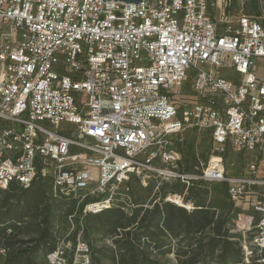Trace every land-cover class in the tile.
I'll list each match as a JSON object with an SVG mask.
<instances>
[{
    "label": "built area",
    "instance_id": "2783aa9c",
    "mask_svg": "<svg viewBox=\"0 0 264 264\" xmlns=\"http://www.w3.org/2000/svg\"><path fill=\"white\" fill-rule=\"evenodd\" d=\"M234 3L0 0V190L51 178L85 216L132 209L134 178L156 189L226 182L235 206L249 211L232 229L244 261L263 251L264 81L255 72L264 0L257 15H231ZM189 129L212 143L200 175L179 170L173 137ZM228 148L251 155L243 174L223 169ZM74 218L45 264H91ZM8 252L0 245V260Z\"/></svg>",
    "mask_w": 264,
    "mask_h": 264
},
{
    "label": "trees",
    "instance_id": "16d2710c",
    "mask_svg": "<svg viewBox=\"0 0 264 264\" xmlns=\"http://www.w3.org/2000/svg\"><path fill=\"white\" fill-rule=\"evenodd\" d=\"M250 3L253 14H259L258 0H250ZM177 149L181 152L178 142ZM194 168L195 166L185 165L182 157L179 167L181 173H202ZM245 171L246 169L232 175L226 170L231 176L243 174ZM134 180L140 179L134 178L132 183ZM151 184L145 190L148 196L156 183L153 181ZM17 187L19 186L14 183L9 189ZM166 187H169V191L149 204H146L147 199L134 196L132 189L134 207L130 213H126L122 207L108 209L96 215L83 216L82 210L78 211L75 236L81 230L82 224L91 264H103V260L110 264H167L161 263L153 255L170 254L175 256V264H264L259 259L250 263L244 261L242 236L232 232L242 211L232 202L228 183L196 180L186 187L178 180L161 185L158 189L159 195ZM53 189L51 178H40L24 190L27 194L23 200H19L14 208L6 209L2 214L0 245L5 246L9 252L5 259L0 260V264L46 263L47 255L55 248L58 234L54 222L59 204L53 197L57 196ZM169 195L181 196L182 204L167 201ZM31 210H34V232L37 237L24 240L15 234L7 235L6 230L16 226L12 221L18 216L22 220ZM90 217L93 223L88 222ZM93 234L112 237V246L109 249L97 248L90 239Z\"/></svg>",
    "mask_w": 264,
    "mask_h": 264
},
{
    "label": "rangeland",
    "instance_id": "374dc122",
    "mask_svg": "<svg viewBox=\"0 0 264 264\" xmlns=\"http://www.w3.org/2000/svg\"><path fill=\"white\" fill-rule=\"evenodd\" d=\"M243 1L245 2V4H243ZM241 13L247 15H254L252 12V5L249 0H235V3L231 7V15H238ZM229 20L232 23H235L236 21L234 18H230ZM256 65L257 70L255 72V75L261 81H264V59H257ZM173 138L174 141L176 140L180 146L185 165H188L189 167L195 166L194 170L196 171H202L208 164H210L209 162L211 161V159L214 158L210 137L204 131H200L198 129H189L183 132L178 137L174 136ZM251 160V155H247L245 153L239 154L233 149H228L224 152L222 167L223 169L227 170L228 173L233 175L237 172L239 173L241 171H244L246 169L247 164ZM151 183H153L152 180H145L143 178H141L139 181L134 180L132 183L133 195L136 197L141 196L143 200L147 199L146 204H149L150 201L155 198L159 200L161 194H165L169 191V187H166L162 190V193H160L159 195L158 189H156L157 185L155 184L152 193L148 196L147 191L145 190L148 189L146 188L148 185H152ZM24 190L25 188L21 187H17L15 189L1 190L2 192L0 193V217L2 216V214L5 213L6 209L14 208L18 204L19 200H23V198L27 194ZM171 196L173 195H169L168 197ZM53 197L57 200V203L59 204L57 217L54 223L58 231L56 237H60L66 235L69 231V228L71 226V222L69 221L70 215L75 216V218L73 219L74 222L79 219V213L77 211L78 205L75 201L76 198L73 196L70 198H64L57 194V196ZM121 198L122 201H129L127 197H121V195H119V199ZM187 207L190 208L189 206ZM33 211L34 210H31L29 214H25L26 216L22 220H20L18 216L12 221V223L16 225L15 227H13L12 234H15L19 239L27 240L30 238L37 237L36 232H34L35 226L33 222ZM130 211L131 208H125L126 213H130ZM241 211L242 213L244 212L246 216L249 214V211L245 212V210L243 209H241ZM88 222L93 223L91 217L89 218ZM1 227L2 226L0 224V228ZM252 234H249V237H252ZM1 239L2 236L0 235V243ZM90 239L93 241V244L97 248L106 247L109 249L112 246V237H104L102 235L93 234L91 235ZM71 256L72 255L70 254V257ZM153 256L161 263L175 264V256L173 254L167 256ZM263 257L264 251L253 249L252 258H250L247 263H250L253 260L255 261L256 259H259V262L263 263ZM102 263L110 264L109 262H106L104 260L102 261Z\"/></svg>",
    "mask_w": 264,
    "mask_h": 264
},
{
    "label": "water",
    "instance_id": "95a60500",
    "mask_svg": "<svg viewBox=\"0 0 264 264\" xmlns=\"http://www.w3.org/2000/svg\"><path fill=\"white\" fill-rule=\"evenodd\" d=\"M103 1H117V2H122V3H128V4H139L141 3L143 0H103Z\"/></svg>",
    "mask_w": 264,
    "mask_h": 264
},
{
    "label": "bare ground",
    "instance_id": "6f19581e",
    "mask_svg": "<svg viewBox=\"0 0 264 264\" xmlns=\"http://www.w3.org/2000/svg\"><path fill=\"white\" fill-rule=\"evenodd\" d=\"M171 199H172L173 201H177V202H178V198H177V197H171Z\"/></svg>",
    "mask_w": 264,
    "mask_h": 264
}]
</instances>
